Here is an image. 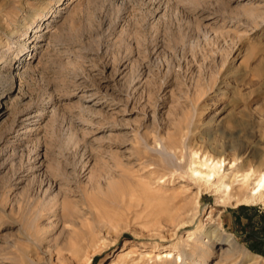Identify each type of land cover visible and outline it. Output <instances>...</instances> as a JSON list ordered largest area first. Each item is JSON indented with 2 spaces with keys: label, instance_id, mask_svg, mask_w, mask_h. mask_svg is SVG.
I'll return each mask as SVG.
<instances>
[{
  "label": "rangeland",
  "instance_id": "1",
  "mask_svg": "<svg viewBox=\"0 0 264 264\" xmlns=\"http://www.w3.org/2000/svg\"><path fill=\"white\" fill-rule=\"evenodd\" d=\"M221 144L258 170L264 0H0V264H264L263 203L192 177Z\"/></svg>",
  "mask_w": 264,
  "mask_h": 264
},
{
  "label": "bare ground",
  "instance_id": "2",
  "mask_svg": "<svg viewBox=\"0 0 264 264\" xmlns=\"http://www.w3.org/2000/svg\"><path fill=\"white\" fill-rule=\"evenodd\" d=\"M166 147V145H164ZM241 147V145H240ZM208 148L213 151L211 154L209 151L201 154L199 152L195 153L194 160L192 161V177L193 179L202 186H205L206 190H215L217 194L221 191L220 188L224 186L226 189L231 191V194L237 199V203L240 202H262L264 205V149L262 151H257L252 149V155L260 163L258 170L252 173L240 174L241 169L244 165L238 167L237 159L233 161L230 170L227 169L226 161L223 153L227 149V145L221 144L218 147ZM221 148V150H218ZM234 148V147H232ZM204 149V148H203ZM240 163H243L242 161ZM222 171V175L219 172ZM237 182H243V185H248L251 187V192L243 197L244 193L241 189H237L235 186L242 184H235ZM200 195V194H199ZM195 235V242L199 243L201 248L206 247V251L209 254L214 248V245L219 242H226L224 245V252L221 260L218 264H232L236 260V256L240 253V246L235 241L234 237H227L222 233L217 227L208 228L204 231H196L193 234L188 235L186 241L191 240V236ZM182 238L179 239L176 245L182 244ZM186 239V238H185ZM185 241V242H186ZM190 249L184 251L181 255V251L178 252V257L175 259L172 256V250L166 252L164 258L166 261L162 264H207L205 258H199V249H195V246L187 245ZM160 247L157 251H160ZM140 248L138 245H131L127 250H123L124 253L118 254L117 258L123 260L127 255L136 254ZM169 247L165 246L162 250H168ZM204 250V249H203ZM201 257V256H200ZM238 264V263H233Z\"/></svg>",
  "mask_w": 264,
  "mask_h": 264
}]
</instances>
